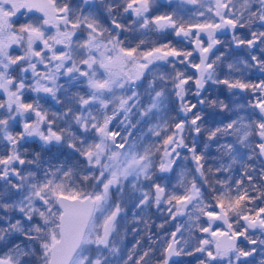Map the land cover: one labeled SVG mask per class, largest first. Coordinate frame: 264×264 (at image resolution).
Returning <instances> with one entry per match:
<instances>
[{"label":"snow or ice","instance_id":"6c2138e0","mask_svg":"<svg viewBox=\"0 0 264 264\" xmlns=\"http://www.w3.org/2000/svg\"><path fill=\"white\" fill-rule=\"evenodd\" d=\"M193 261L264 264V0H0V264Z\"/></svg>","mask_w":264,"mask_h":264},{"label":"flooded vegetation","instance_id":"af4514ba","mask_svg":"<svg viewBox=\"0 0 264 264\" xmlns=\"http://www.w3.org/2000/svg\"><path fill=\"white\" fill-rule=\"evenodd\" d=\"M128 239L131 240V234H129ZM192 264H195V262L193 261Z\"/></svg>","mask_w":264,"mask_h":264},{"label":"trees","instance_id":"16d2710c","mask_svg":"<svg viewBox=\"0 0 264 264\" xmlns=\"http://www.w3.org/2000/svg\"><path fill=\"white\" fill-rule=\"evenodd\" d=\"M222 99L224 98V97H221Z\"/></svg>","mask_w":264,"mask_h":264}]
</instances>
